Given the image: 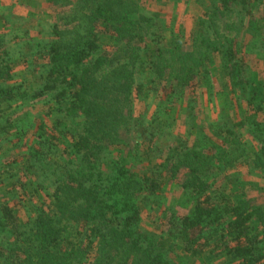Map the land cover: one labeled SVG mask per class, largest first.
<instances>
[{"label":"trees","instance_id":"16d2710c","mask_svg":"<svg viewBox=\"0 0 264 264\" xmlns=\"http://www.w3.org/2000/svg\"><path fill=\"white\" fill-rule=\"evenodd\" d=\"M40 1L69 9L71 26L52 24L28 41L29 87L15 80L0 36V264H264V209L246 195L249 183L231 175L229 191L212 179L240 161L247 176L264 175V66L255 64L264 53V14L255 9L264 0H211L190 43L170 46L158 34L159 13L146 15L147 0ZM213 74L226 101H243L240 115L169 152L163 175L180 181L194 206L173 212L163 236L147 233L142 202L160 190L162 173L131 171L125 137L140 134L150 159L171 128L168 110L198 79L209 87ZM153 91L165 107L150 122L135 115L133 97ZM13 103L48 106L52 124L7 117ZM16 153L22 163L4 166Z\"/></svg>","mask_w":264,"mask_h":264},{"label":"rangeland","instance_id":"374dc122","mask_svg":"<svg viewBox=\"0 0 264 264\" xmlns=\"http://www.w3.org/2000/svg\"><path fill=\"white\" fill-rule=\"evenodd\" d=\"M210 4L211 0H147L144 10L146 15L150 17H154V12L159 13L158 18L154 17L158 21V28H160L158 34L163 37V43L170 46L175 40L190 43L191 34L196 30L198 19L202 17ZM69 12V9H61L40 0H0V36L6 40L7 45L10 47L9 50L13 59V76L17 82L29 87L36 77L35 73L28 70V65L34 63L31 55L32 49L29 48L31 45L28 44V41L38 36L41 37L39 32H48L52 24L61 27L71 26L70 19L67 18ZM255 14L258 16L264 14V4L255 9ZM68 22L70 25H68ZM19 38L24 39L25 42L18 41ZM255 57L256 67L262 70L264 66V53L262 50H258ZM215 67L216 70L219 69L218 62L215 63ZM217 75L213 74L209 87H206L202 82L200 83L198 79V84L194 87V90L186 92L184 97L178 100L175 110L171 112L168 110L164 120L167 121L168 125H171V128L166 129V131L163 130V134L160 137L158 136L159 139L156 140L154 152L150 159L145 155L146 145L140 134H134L135 136L130 134L125 137L127 145L123 148L125 155H128L129 151L131 153L127 157L131 171L142 174L146 168H150L152 172L158 175L162 173V177L158 179L160 190L142 202L145 204L142 213V227L147 233L163 236L173 212L182 217L188 215L194 206L183 196L180 181L171 182L163 175L165 172L162 170L161 165L168 157L169 152L176 148L183 151L187 150L194 143L200 141L207 134L208 129L214 127L213 124L234 123L240 115L237 106L241 102L240 105L243 106V101L241 98L226 101L225 94L220 91L223 82L222 77L220 74ZM133 99L135 115L145 117L150 122L152 120L150 117H154L161 106L165 107L163 97L158 91H153L143 98L134 96ZM42 103L36 104L33 106L34 108H20L13 103L12 106L14 105V107L7 112V117L17 118L21 121L26 119L24 117L27 114H30L32 115V122L36 123L37 121V124H39V121L44 120L51 125V119L47 120L46 118L48 106H43L44 103ZM223 107L227 111L229 110L227 114L222 113ZM150 131L148 134H144L143 137L148 136ZM4 151L7 152L6 149ZM14 160L18 164L22 163L20 153L7 156L3 160L4 166L5 161L13 163ZM241 162H238L237 165L234 163V168L231 171L222 167V170L216 172L212 179L215 183L221 180L227 183L231 175H235V180L239 174L242 180L249 183L245 191L246 195L255 205L264 209V175L247 176L245 167L241 166ZM252 183H259L258 188H254ZM225 186L228 187L226 189L229 191L232 189L229 183ZM216 188L217 186L212 188L213 196H215L216 191L214 190ZM52 191L53 189L50 187V194ZM23 197H26V195H23ZM184 261L186 264H209L206 261H193L188 258Z\"/></svg>","mask_w":264,"mask_h":264}]
</instances>
